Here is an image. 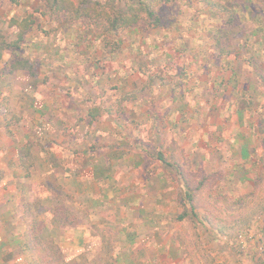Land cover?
Segmentation results:
<instances>
[{"label": "rangeland", "instance_id": "rangeland-1", "mask_svg": "<svg viewBox=\"0 0 264 264\" xmlns=\"http://www.w3.org/2000/svg\"><path fill=\"white\" fill-rule=\"evenodd\" d=\"M93 1L113 17L115 11L140 6L138 0ZM151 8L156 11L158 23L144 17L137 25L117 32L110 31L106 18L69 21L63 11L54 13L43 0H0L1 30H11L12 17L22 19L31 14L34 20L17 57L27 64L10 70V64L2 60L0 70L9 68L10 72L0 85L12 94L6 105L7 110L10 108L6 113L9 122L30 116L38 125L28 134L24 133L26 128L15 126L10 137L17 141L21 135H29L20 141L30 162L29 179L39 170L35 156L40 152H64L73 162L84 148L86 152L98 149L108 155L111 151L114 158L109 161H114V166L110 171L125 187L118 195L133 198V204L145 201V209L151 213L157 211L162 173L167 196L175 194L179 200L177 205L167 202V232L178 230L200 236L206 228L202 220L213 225L214 231L225 230L223 237L213 242L206 241L204 235L200 239L184 237L185 256L191 253V260L197 264H264V83L246 60L249 54L238 59L217 55L209 34L217 22L200 1L173 0ZM250 8L257 10V4L251 3ZM29 86L56 97L61 92L65 109L49 113L33 108L19 110L13 97L17 94L19 98ZM95 107L100 113L91 124L87 113ZM62 114L68 120L67 126L52 129L45 125L48 118ZM17 116L20 119L16 121ZM176 116L181 117L182 128L171 125ZM97 135L102 138L101 145L93 143ZM240 140L254 145L246 161L240 154ZM158 151L171 165L157 158ZM101 157L96 161L99 168L108 161ZM86 159L85 164H90ZM89 164L85 165L87 170ZM243 164L254 171L251 179H243ZM118 171L127 175H118ZM134 177L136 186L130 190L125 184L132 183ZM32 179L41 180L36 173ZM145 181L150 189L144 194L141 188ZM22 192L26 194L23 200L29 201L31 192ZM116 200L117 205L126 202ZM70 201L71 197L58 193L55 205L71 214L74 210L68 205ZM126 208L130 216L137 209L129 204ZM186 214L201 223L192 218L182 220ZM26 215L21 223L17 220L16 226L27 238L2 251L5 254L0 251V262L3 258V264L53 263L45 243L50 238L47 230L35 232L41 214L35 216L32 211ZM64 257L67 264H111L105 253Z\"/></svg>", "mask_w": 264, "mask_h": 264}, {"label": "crops", "instance_id": "crops-1", "mask_svg": "<svg viewBox=\"0 0 264 264\" xmlns=\"http://www.w3.org/2000/svg\"><path fill=\"white\" fill-rule=\"evenodd\" d=\"M11 54V51L4 52L2 60L6 59V64L11 62ZM7 74L9 73L6 72L5 68L0 70V84L6 82ZM22 75L26 76L27 74L23 72ZM6 90L5 87L2 88L0 85L1 253L5 254L2 251H7L16 241L27 238L26 235L20 234L19 228L16 225L18 223L17 220H20L21 223L22 218L27 216L26 213L32 211L35 212V216L39 213L42 217L35 232L39 234L46 229L48 236L55 240L63 254L82 256L86 255V253L88 255H101L105 253V255L110 256L111 264H197L194 260H191V253L188 257L185 256L187 254V247L184 237L190 236L191 238L195 237L198 239L199 237L203 238L204 235L207 238L206 241L210 240L211 242L216 237H223L225 230L223 232L221 230L214 231L213 225L208 224L204 220L201 223L197 218H192L190 217L191 215L187 214L183 219L180 218L182 220L192 218L204 226L206 225L204 233L200 231L199 236V234H192V232L187 235L178 230L166 231L168 222L166 217L168 211L167 202L177 205L179 200L176 199L175 194L170 197L167 196L166 183L162 173H160L162 178L161 185L158 186L157 211L151 213L149 209H145V201L133 204L136 202L133 198H130L128 195H118L119 191L125 190V187L116 182V175L110 171V168L114 166V161H109H112L114 158L111 155V151H109L108 155L106 152L98 151V149H89L86 152V148H84L80 151L79 157L76 155L77 160L73 162L67 160L72 158L64 152H49L48 155L40 153L35 156L36 168L39 170H35L33 175L36 173L41 180L35 182L32 179L33 175L29 179L27 169L30 168V162L21 150V140L23 137L25 139L28 138L29 135L27 134L29 132L27 131L37 127L38 124L31 121L30 116H28V119H21V122H9L6 113L10 110V108L7 110V106L10 104L9 100L12 94ZM21 93L23 95L20 94L19 98L15 94L13 100L16 102L15 105H17L18 109L23 112H26L29 108H33L40 113H49L58 109L63 111L65 109L63 107L65 103L61 92H58L59 95L56 97L52 93L48 95L41 94L36 86H29L28 89ZM175 109L176 106L172 110L175 111ZM19 119L17 116L16 121ZM67 121L63 117V114L61 117L56 115L55 117L48 118L45 125L52 129L54 127L63 128L69 124ZM179 122H181V117L176 116L171 125L175 128H182ZM171 125L169 126L172 127ZM15 126H20L23 129L26 128L24 133L27 132V134L21 135L22 138L17 141H13L14 138L10 137L11 132L15 131ZM101 139L97 135L93 143L101 145ZM48 141L54 143L52 140ZM240 142V154L243 160L246 161L251 157L254 145L249 140L247 142L240 140ZM234 146L236 147V143H233ZM98 157L108 160L105 161V164L101 163L100 168L96 163ZM86 158H89L91 161L90 164L88 163L90 167L88 170L85 167L88 164H85L83 160ZM129 158H133V156ZM103 164L104 166H102ZM253 172L252 168H247L246 165L242 166L241 175L244 180L251 179L254 175L252 174ZM119 174L124 176L127 175V172L118 171ZM158 174L159 172L157 173L159 179L160 176ZM106 178L108 181L105 182ZM112 180L116 183H109ZM135 181L134 177L132 183L125 185L129 186L130 190H133L134 186H136V184H133ZM87 182L89 183L88 186L86 185ZM91 186H94L93 190H90ZM142 186L141 192L144 194V191L149 192L150 187L148 182L145 181L142 183ZM27 189L32 195L29 201L23 200L26 194H23L22 191ZM113 191H117L115 195H113ZM58 193L71 197L70 204L68 205L69 207L71 205L74 213L69 214L66 212V208L60 210L59 206L55 205ZM43 194L44 196H42ZM113 197L115 199L114 203H116L115 206L112 202ZM116 199L119 201L125 200L126 202L122 205H117ZM127 203L129 206L137 208L136 212L135 210L132 211L134 212L133 216L128 215ZM122 207L125 208V211L122 210ZM119 210L120 213H118ZM177 221H180V219H177ZM151 225L152 228L150 229ZM208 227L211 229L208 230ZM197 244L200 247L198 242H196V246ZM203 247L208 248L209 245L203 244ZM252 247L250 245V248ZM172 248L173 252L171 251ZM253 250V248L250 249V251ZM197 254L200 255V252H197ZM113 256L115 257V261ZM2 261L3 258L0 264H3Z\"/></svg>", "mask_w": 264, "mask_h": 264}, {"label": "trees", "instance_id": "trees-1", "mask_svg": "<svg viewBox=\"0 0 264 264\" xmlns=\"http://www.w3.org/2000/svg\"><path fill=\"white\" fill-rule=\"evenodd\" d=\"M49 10L54 13H64L69 21H75L81 18L94 17L108 20L110 31H119L121 28L128 29L137 25L144 17L159 22L156 11L151 7L156 3L170 2L173 0H138L140 6L130 5L126 11H115L111 16L107 10L102 8L100 3L93 0H43ZM201 5L206 7V11L211 18L216 19V27L209 31L210 37L214 39V47L219 57L240 58V55L248 56V62L256 70L260 81L264 83V0H198ZM257 4V10L250 8V4ZM98 23H101L97 20ZM34 20L32 15L22 19L12 17L9 20L11 30L3 31L0 29V62L6 51L13 54L10 64L11 67H18V64H27L26 60H20L19 52L21 44L24 41L25 34L32 30ZM12 36H15L13 38ZM250 52V53H249ZM261 58L262 60L257 59ZM7 68L6 72H10ZM236 73L235 71H233ZM32 75H34L32 73ZM249 83V79L247 80ZM250 84V83H249ZM254 85V82L250 86ZM264 85V84H263ZM99 108L88 110L91 118V124L99 116ZM23 151V150H22ZM39 151V150H38ZM25 153V152H23ZM45 154L44 152H40ZM46 155V154H45ZM27 157V156H26ZM157 158L166 165L171 163L165 158L161 151L157 152ZM182 217V216H181ZM50 248L53 263L67 264V260L62 253L60 246L55 240L49 238L45 242Z\"/></svg>", "mask_w": 264, "mask_h": 264}]
</instances>
